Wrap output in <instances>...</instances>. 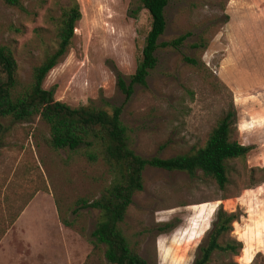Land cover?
I'll return each instance as SVG.
<instances>
[{
	"label": "rangeland",
	"instance_id": "rangeland-1",
	"mask_svg": "<svg viewBox=\"0 0 264 264\" xmlns=\"http://www.w3.org/2000/svg\"><path fill=\"white\" fill-rule=\"evenodd\" d=\"M0 0V44L17 61V90L56 47L55 18L69 0ZM81 19L67 55L43 81L71 107H121L130 147L142 157L168 158L205 144L232 108L231 140L251 147L228 162L224 190L200 171L194 176L147 166L122 223L130 245L148 264H191L217 210L238 214L225 240L242 243L237 264H264V0H168L158 43L184 33L178 48L158 47L146 85L126 99L118 76L134 74L151 29L136 0H77ZM187 59H192L191 63ZM48 125L0 121V264H111L92 243L99 219L93 201L115 180L105 160L83 148L50 145ZM61 219L71 223L66 226ZM173 228L161 231L164 223ZM229 256L214 253L207 264Z\"/></svg>",
	"mask_w": 264,
	"mask_h": 264
},
{
	"label": "trees",
	"instance_id": "trees-1",
	"mask_svg": "<svg viewBox=\"0 0 264 264\" xmlns=\"http://www.w3.org/2000/svg\"><path fill=\"white\" fill-rule=\"evenodd\" d=\"M1 1L24 10L20 0ZM136 1L149 12L151 29L145 38L134 74L128 77L127 83L124 77L118 76L117 85L126 99L132 94L135 85H146V78L157 63L154 53L158 47L178 48L190 35L187 32L170 41L158 43L166 25L165 8L168 0ZM80 19L81 10L77 0H69L67 5L61 7L59 16L55 18L56 47L34 68L32 83L22 90H17V61L13 51L9 46L0 44V121H28L40 116L49 127V143L52 147L69 150L84 147L88 160L104 159L115 174V180L102 191L99 198L90 202L85 199L79 201L83 207L99 211V219L91 232L92 243L104 246V256L111 264H148L130 245L122 230L132 196L142 189L143 170L152 166L186 172L190 176L200 171L224 190L229 182L228 162L244 158L251 147L230 138L236 119V111L232 108L216 123L203 146L168 158H146L130 147L128 128L121 120V107H114L109 113L89 103L71 107L55 100L54 91L45 89L42 84L48 72L67 55L74 28ZM187 60L194 63L192 59ZM217 211L212 228L205 241L198 246L197 256L191 264H207L214 253L229 256L228 260L220 264H237L231 256L239 254L242 243L223 238L231 233L233 222L239 216L223 209ZM61 221L71 226L65 219ZM173 226L172 222L164 223L161 231H168Z\"/></svg>",
	"mask_w": 264,
	"mask_h": 264
}]
</instances>
